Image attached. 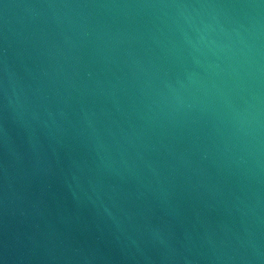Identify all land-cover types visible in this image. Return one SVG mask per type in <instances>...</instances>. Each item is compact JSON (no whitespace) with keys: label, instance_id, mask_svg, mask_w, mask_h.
I'll return each mask as SVG.
<instances>
[{"label":"water","instance_id":"obj_1","mask_svg":"<svg viewBox=\"0 0 264 264\" xmlns=\"http://www.w3.org/2000/svg\"><path fill=\"white\" fill-rule=\"evenodd\" d=\"M0 264H264V0H0Z\"/></svg>","mask_w":264,"mask_h":264}]
</instances>
